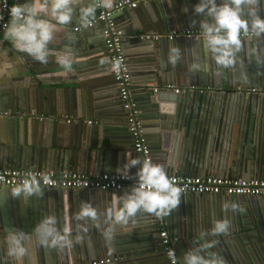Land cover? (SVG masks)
I'll use <instances>...</instances> for the list:
<instances>
[{"label":"water","instance_id":"obj_1","mask_svg":"<svg viewBox=\"0 0 264 264\" xmlns=\"http://www.w3.org/2000/svg\"><path fill=\"white\" fill-rule=\"evenodd\" d=\"M114 1L111 0L110 7ZM198 2L155 0L153 4L164 10V29L170 25L184 29L198 28L201 17L193 11ZM81 8H74L72 22L58 50L64 52L70 46L73 71L86 73L88 85H97L91 89L93 121L70 145L64 146L61 136L56 146L48 143L44 133L49 120L32 122L20 94L12 99L0 96V112L6 114L0 117V167L92 175L122 173L127 158H142L133 150L125 122L127 111L118 88L98 85L104 82L108 66L100 23L73 29V23H81ZM98 10L97 7L96 13ZM260 14L264 16V7ZM115 15L125 21L124 26L118 25L123 31L122 47L126 48L132 41L129 36L134 31L135 16L127 9ZM194 19L196 24L192 23ZM135 38L138 41L131 44L136 49L125 54L129 62L128 93L135 103L149 159L162 164L168 175L264 178V65L241 53L243 67L238 65L235 71L225 69L217 74V66L204 52L200 38L190 37L183 38L182 59L173 67L167 62L172 45H166L164 39ZM180 44L178 39L173 42V46ZM249 47L259 49V55L264 57V39L251 41ZM105 58L107 62L102 64L100 61ZM194 64H199L201 70H194ZM180 83L194 91L175 93L169 88V96L164 95L161 86ZM153 85L158 89L153 91ZM252 87L261 91H245ZM136 173L135 167L129 171ZM14 186L0 185V264H81L102 256L111 259L109 264H167L153 215L140 213L125 227L113 226L103 218L99 226L76 219L84 201L92 202L103 212L118 207L119 197L132 187H44L42 196L25 200L11 195ZM226 201L241 203L246 212H225L222 206ZM49 214L58 217L61 228L71 230L70 246L57 250L28 239L35 225ZM224 217L231 219V234L214 238L219 241L215 251L226 258L227 264H264V196L196 193H184L179 206L164 217L178 264L197 233L210 229L214 220ZM108 227L115 231L111 243L102 235ZM15 228L25 233L28 252L22 261L7 255L9 230Z\"/></svg>","mask_w":264,"mask_h":264},{"label":"clouds","instance_id":"obj_2","mask_svg":"<svg viewBox=\"0 0 264 264\" xmlns=\"http://www.w3.org/2000/svg\"><path fill=\"white\" fill-rule=\"evenodd\" d=\"M49 0H45L47 5ZM111 0H101L97 5L95 0L80 9L81 24L87 26L95 18L98 6L110 7ZM264 7V0H199L193 7L194 13L201 17L198 21L200 43L206 54H209L217 66V74L225 69L235 71L237 66L243 67L241 53L255 59L258 65H264V57L259 55V49L250 48L253 40L264 39V16L260 14ZM72 0H51L50 12L59 25H68L74 14ZM187 11V9H185ZM11 27L6 38L11 39L18 51L25 52L35 61L42 64L48 62V45L53 40L54 29L47 21L41 20L33 7L17 4L10 9ZM193 24L197 21L194 19ZM65 54L57 56L56 62L65 74L73 71L72 49L66 46ZM182 59L179 46L169 50L167 62L175 67ZM102 64L107 59L100 61ZM193 69L201 70L199 64ZM137 168L136 184L119 197L118 207L108 208L101 212L90 201H84L76 214L77 220L87 221L99 226L102 221L111 225L127 226L140 213L157 217H168L180 202L184 194L183 189L171 180L167 170L160 163L150 159L127 158L121 170L124 177H128L131 168ZM11 195L25 200L43 195L44 186L25 179L10 189ZM225 212L242 214L246 208L239 202L226 201L223 204ZM232 222L224 217L212 222L211 228L201 230L192 246L183 254L181 264H227L226 258L215 251L218 244L216 237L231 234ZM102 235L106 242L115 239L113 227L106 228ZM29 240L38 242L41 247L62 250L73 243L71 230L61 228L55 214L43 216L32 229ZM79 239V238H77ZM7 255L13 260L22 261L27 255L25 233L19 229H10L8 237ZM168 256L175 260L176 252L169 249Z\"/></svg>","mask_w":264,"mask_h":264},{"label":"crops","instance_id":"obj_3","mask_svg":"<svg viewBox=\"0 0 264 264\" xmlns=\"http://www.w3.org/2000/svg\"><path fill=\"white\" fill-rule=\"evenodd\" d=\"M89 1L72 0V3L74 8L79 9L83 4H88ZM154 1H140L136 7L127 9L132 16H135V20H133L136 22L132 23L134 31L129 36L132 41H129V44L126 45L127 47L123 48L124 55L136 49L131 44L133 41H138L135 38V36L138 37L136 34H166L171 30L183 29L172 27V25H170L169 29L167 27L164 29L162 27L164 10L161 6H155L153 4ZM162 1L164 2V0ZM15 4L24 7L31 5L38 13L39 19L47 21L54 29V37L48 45V62L42 64L28 56L27 53L18 51L15 43L11 39L6 38V33L11 27V24H9L2 35L0 45V96L6 95L12 99L20 94L25 103L28 117L32 122L38 123L42 118H44V121L49 120V123L43 121L48 127V130L46 128L44 131L45 135L48 136V143L51 144L52 142L58 146L57 138L62 136L65 139L64 146L70 145L72 139L77 138L85 126L89 124L86 121H93L92 109L90 108L91 89L97 85H88L89 81L85 78L87 76L86 73H75V71H72L65 74L57 64V56L65 54V52L58 49L65 30L70 24L59 25L56 23L50 12L51 0H49L47 5L45 0H15ZM114 18L117 24L124 26L125 21L122 17L115 15ZM75 24L77 23H73L72 26ZM176 39L181 43L182 51L183 38H174L173 40L165 38L164 41L166 45H172L173 47V42ZM126 62L129 67L127 58ZM131 69L130 67L129 70ZM105 70L104 82L98 85H107L111 88L115 84L108 66H106ZM172 87L183 88L190 86L180 83ZM168 89L163 88L166 96L171 93ZM172 92L174 91L172 90ZM66 119H69V122Z\"/></svg>","mask_w":264,"mask_h":264},{"label":"built area","instance_id":"obj_4","mask_svg":"<svg viewBox=\"0 0 264 264\" xmlns=\"http://www.w3.org/2000/svg\"><path fill=\"white\" fill-rule=\"evenodd\" d=\"M93 1V0H91ZM146 0H116L111 7L105 8L98 6L99 10L95 14V18L90 24L95 22L100 23L102 27L103 44L108 57V69L113 79L115 86L118 88L119 96L122 100V106L127 111L125 122L127 129L132 138V146L135 152L141 154V160L149 159V148L144 141L141 129V122L138 118L135 103L129 97L130 76L128 64L123 53L121 37L123 31L114 19V13L122 9H131L137 6L138 2ZM97 5H100L101 0H95ZM16 6L14 0H0V45L1 38L8 28L11 16L10 9ZM82 25L77 23L73 29L79 28ZM200 38L198 28H184L179 30H171L166 34L159 33H141L138 38L157 40L166 38L173 40L174 38ZM161 88H172L175 93L194 91L193 87L175 88L171 85L161 86ZM158 89V86H153V91ZM246 92L261 91L254 87L246 89ZM6 115L5 112H0V117ZM69 122V119H66ZM90 123V120L86 121ZM184 193L196 194H225V195H260L264 196V178H230L213 175H196V176H180L168 175ZM25 179L31 180L33 183H40L44 187H61V188H86V189H114L120 190L125 187H133L137 178L136 175L129 174L124 177L122 173L102 172L92 175H83L75 171H52L40 169H22L0 167V185L14 186L22 183ZM156 226L158 228V239L161 245V251L167 259V264H178L177 259L171 260L168 256L169 249H173L171 240L169 239L167 229L165 227L164 217L154 216ZM109 257H99L81 264H109Z\"/></svg>","mask_w":264,"mask_h":264}]
</instances>
